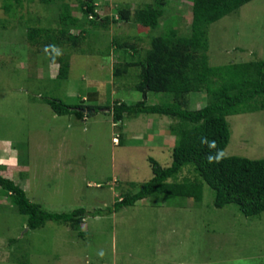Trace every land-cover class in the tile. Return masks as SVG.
<instances>
[{
  "label": "rangeland",
  "instance_id": "obj_1",
  "mask_svg": "<svg viewBox=\"0 0 264 264\" xmlns=\"http://www.w3.org/2000/svg\"><path fill=\"white\" fill-rule=\"evenodd\" d=\"M5 1L13 5L9 14L2 9ZM92 1L109 23L105 29L83 25L87 37L78 48L84 53L66 50L67 77L57 81V65L29 49L25 32L32 25L56 27L60 2L80 19L77 0H0V176L47 212L84 210L75 231L52 221L30 230L0 188V264H264V211L244 217L231 204L214 208L205 185L199 203L159 196L99 213L151 177L148 158L161 167L170 164L168 127L175 121L139 113L113 124L105 109L82 119L57 116L42 99L81 106L141 100L133 88L138 66L114 75L135 54L128 46L144 56L150 49L147 34L160 35L172 23L178 35H187L193 18L191 0H166L158 27H138L143 34L137 40L131 22L110 21L118 8L132 13L150 0ZM207 30L210 66L264 60V0L250 1ZM123 42L128 46L119 48ZM168 100L164 92L145 96L147 104ZM186 100L188 109H198L205 104L204 92L188 93ZM225 120L229 138L222 154L264 159V110ZM184 176L192 174L183 169L177 180Z\"/></svg>",
  "mask_w": 264,
  "mask_h": 264
},
{
  "label": "trees",
  "instance_id": "obj_2",
  "mask_svg": "<svg viewBox=\"0 0 264 264\" xmlns=\"http://www.w3.org/2000/svg\"><path fill=\"white\" fill-rule=\"evenodd\" d=\"M12 1L15 4L20 2ZM51 1L41 0L44 4ZM250 1L191 0L193 20L187 35H178L167 19L165 22L170 26L165 32L157 36L147 34L150 49L145 51L144 56L126 42L118 45L119 48L128 46L135 54L127 56L128 61L121 69L116 68L114 75L124 73L131 65L140 68L133 84V88L141 94L139 101L132 104L114 101L110 106H81L56 98L42 99L57 116L73 115L76 119H82L84 114L90 116L105 109L109 110L113 124L121 122L123 117H133L139 113L165 116L175 121L168 127L173 136L170 164L161 167L148 158L151 177L135 192L122 193L110 207L99 213L111 214L137 201L159 196L191 199L199 203L203 185L212 192L214 208L231 204L244 217H254L264 211V159L222 154L229 138L225 118L264 110V60L210 66L206 54L209 25ZM77 2L82 15L80 19L71 15L69 4L60 2L56 27L32 25L26 28L27 46L38 54L47 55L49 62L57 65L54 76L57 81L67 77L70 55L66 50L78 49L84 53L78 48L87 37V29L83 25L105 29L109 23L106 18H99L92 0ZM165 5L166 0H150L132 13L126 7L118 8L116 18L110 22H131L136 31L134 39L138 40L139 35L143 34L138 27L148 31L156 29L159 18L164 15ZM2 9L9 14L13 11V5L5 1ZM71 29L78 32L71 34ZM148 92H164L169 100L166 103L147 104L145 96ZM197 92H204L205 104L198 109H188L187 94ZM84 107L89 113H83ZM183 169L192 176L177 180V175ZM0 188L3 194L9 196L16 213L25 217V225L30 230L52 221L65 224L75 231L82 222L83 209L68 213L47 212L39 204L30 202L20 187L2 176ZM82 233L79 231L78 235L82 236Z\"/></svg>",
  "mask_w": 264,
  "mask_h": 264
},
{
  "label": "crops",
  "instance_id": "obj_3",
  "mask_svg": "<svg viewBox=\"0 0 264 264\" xmlns=\"http://www.w3.org/2000/svg\"><path fill=\"white\" fill-rule=\"evenodd\" d=\"M171 136H169V138H170Z\"/></svg>",
  "mask_w": 264,
  "mask_h": 264
}]
</instances>
